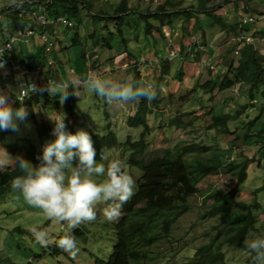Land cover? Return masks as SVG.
<instances>
[{"label": "rangeland", "instance_id": "374dc122", "mask_svg": "<svg viewBox=\"0 0 264 264\" xmlns=\"http://www.w3.org/2000/svg\"><path fill=\"white\" fill-rule=\"evenodd\" d=\"M29 1L30 0H0V13L2 16V18L0 19V49H3L6 41L12 35H14L15 32L17 33L16 30L23 29V27H20V25L13 24V26H11V17L12 14L18 11L20 12L25 8H30L31 5L27 4L29 3ZM107 1L111 3V9H107ZM165 1L167 0H133V2L129 3V12H127L126 14L119 13L118 15H116V17H113V15L115 14V6H113V4L118 2V0H91L94 6L92 3L87 2V0H78L77 5L79 7L78 13L80 17H73L70 14L66 15L67 13H61L60 16L69 17L70 20L75 24V27H69L66 24H62L63 29L61 30L60 34L61 36L63 33L67 32V34H70L69 38H73L74 33H77L80 36V39L76 44H74V46L67 48L64 52H61V49H59L58 51L56 49H42V42L40 41L38 36L31 37L28 42H25L23 40L16 42L14 44L16 47L14 48V50L15 59L17 61L20 60L22 64H27L30 61L37 64L41 63L42 61L43 63L46 62V65H44V67H47V61L49 60V58H53V64L50 67H52L54 71L58 72V80H53L52 77L55 73H52L53 70L51 71L52 74L48 72L46 75L51 77L52 81H70L72 84L76 85V88L80 87V96L77 99L75 114L72 118H69L64 113V111L62 112V107H58V105L56 104V101L58 99L60 100L59 97L54 96L57 93L49 96L48 94H46L48 92L43 94L38 92V94H41V96H39L41 98L40 105L38 106L37 103L32 102V105L30 107H26L28 110L26 123L25 121H23L19 124L18 121V125L23 126V128L19 132L9 130L5 135L8 138V141L14 140L19 134L18 137L31 138L34 145L38 149L43 150V147L47 142L45 141V138H42V140H44L45 142L41 143L35 133L37 127L35 126V121L40 123L43 120H47L50 124H52L50 121H53L55 119H64V122L68 123H65L67 126L66 130L69 129L73 131L74 134L76 133V131L81 129L88 133L92 132L97 135H104L107 133V131L112 130L116 134L118 145L117 147L107 151V159L97 161V163H103L105 164V167H107V164L111 160H121L127 166L126 170L133 176L135 180V193L137 190L138 182L143 177L144 173L139 168L131 167L129 165L128 158L130 155V150L126 148L123 143H125L128 137H130L133 141L139 140L143 130L142 127L133 128L127 126V124L125 125V123L123 122H120V119L117 118L114 111V109L116 108V104L108 105L104 99L99 97L94 92L87 91L79 82L89 73L90 70L92 71V73L98 74L103 78H106L110 74L114 75V73H117V71L119 70H124L125 73H128V76L131 75L132 77L133 66H130V64H128L127 62L122 63V58H124V55L126 53V51L124 50H127V52L132 53L136 57L140 64H137L136 66H140L141 69L144 68L148 63L150 64V66H153L152 62L155 61L149 62L151 61V57H148L152 53V50L149 49L150 38L144 36L143 31L145 30V22L142 21L139 16L143 12H147L151 7L155 6L157 9V7L162 5ZM175 2L173 0L172 5H166V13L173 12L175 10L186 9L178 6L180 5L179 1ZM188 4L189 3H183L184 6H187ZM227 4L229 5L231 16L228 17V20L234 27H236V29L240 27L241 31L237 33H245L244 30H246V33L254 37L255 50L257 54L262 57L261 60L264 62V39L262 40V35L264 33V0H236L230 1ZM236 4L238 5L237 9H235ZM191 5L192 4L188 5L187 7ZM247 5L250 10H248ZM117 6L118 5H116V7ZM240 9L241 13H239ZM98 11H104L106 13L108 12V14L113 18H99L97 14ZM201 13H203L201 15L205 17L201 18V20H203L202 24L204 25L205 29H212L213 27H215V24L213 23V17L209 18V15L207 13ZM23 14L24 13H22V15ZM108 14L106 16H108ZM120 15H126L125 17H123V20L124 18L125 20H127V23H124V21L122 22L123 26L122 23H120L121 29L123 31L122 37L125 39H132L131 41H127L125 45H122V38L119 35V31L117 28V25L120 22V19H118L117 17ZM177 17H174L173 20H175V18ZM249 17L251 18V20L246 21ZM207 20L208 22L206 23ZM149 22L152 23L151 20L148 21V23ZM36 26L38 27V25ZM241 27L244 28V30ZM152 29H155L157 31L155 32L156 35L159 36V38L160 35L165 36V38L168 36V34L170 36L173 35V33H169L168 30L165 29V27L163 28L166 30H163L165 32L164 34L159 31V28L157 26H153ZM47 30H51L50 23L47 26ZM89 33H94V37L97 40L96 43L100 47L98 46L97 52L90 53L88 64L90 63L91 66L88 67L87 64L85 72H81V69L85 65V60L81 58V55L86 47L87 54V49H89L88 45L92 44H89ZM208 33H210V30H207V34ZM137 34H141L140 36L142 39L139 42L134 40V37H136ZM95 38L92 40V42H94ZM167 38L169 39V37ZM70 42L72 43V40H70ZM105 42L107 43L106 45L103 44ZM108 45H111L113 48H109ZM227 49L229 50L231 48L229 47ZM121 51H123L122 54L114 59L113 57L115 56V54H119ZM231 51H233V49ZM193 52L198 54L197 49H195ZM36 53L41 58V61H37V59H34ZM107 53H110L111 56H106L107 58L105 59L104 55ZM159 53L161 54V56L158 57L159 61H162L160 63V66L161 68H163V66L167 63V55L163 50H160ZM95 54L97 55L94 56ZM4 55V58H6L7 56H10L11 58L14 57L12 53H4ZM237 55L238 54L236 53L235 56ZM23 57L24 62H22ZM129 57L127 58L129 59ZM140 57H144L145 59H139ZM232 60V56L230 55L227 62L228 64L226 65H229ZM172 62L173 61H171L170 68H175L177 65L181 66L179 58L175 61V63L172 64ZM184 62L185 61L182 60V63ZM149 68L152 69L151 67ZM0 69L4 72L10 71V68L6 66ZM37 69L38 66H36V70ZM71 70L73 72H71ZM45 72V70H41L39 68V73L45 74ZM148 73H150V70L148 71ZM142 75L145 79V82L148 81L146 70L142 72ZM262 75L264 77V73ZM178 79V77L175 78V80L177 81ZM126 81L129 82L128 79L124 80V82ZM13 83L22 85L23 81L18 80L17 82ZM3 84L4 81H0V88L3 86ZM38 84L40 85V82H38ZM257 87V89H253V95L255 96L256 100L259 101L255 106V110L253 111L247 109L248 112H246L245 115L242 116V114H239V119L236 118L238 117L237 111H235L234 109L232 110V106H236L237 109H243L240 106L242 104L250 102L249 96L251 93L252 85L244 81L242 83H238L236 85V88L231 87L219 92V95L223 96V98L226 100L227 106H225L223 111H217L216 115L222 116L228 113H231L230 115L232 116L235 115L226 124V126H228V128L233 132L232 134H228L225 131V133H223L220 128H217L219 130L211 129L209 131L208 128L199 126L200 121L194 118L198 115L191 113L193 112V109L187 107L182 110L174 109L172 111L171 106L168 104L171 103V99L160 100L158 99V95L157 100L158 103L160 102L158 105H166L164 109L167 113H171L170 111H172L174 115L177 114L178 116H180L181 112L184 111V114L190 113L191 115H181L180 119L184 121L183 123L185 125L178 126V124L174 125L175 123H172L173 127L172 124L169 125V122H171L170 118L172 117L168 116V114H163L164 120L163 118H160L159 120L151 119L148 122L150 133L145 137L149 143V150L147 151L148 154H146V157H152L156 154L162 153V150L166 145L169 144V142L173 138L175 140H186V138L193 139L192 142L206 147H216L218 145L222 150L218 152V155L226 156L227 153H229V155L227 156L229 158H231V151H233L234 159L246 157V155L247 157L249 156V158H251V156H255L251 159L252 161L248 159V176L240 185L241 191L236 196V200L238 201L245 200L248 203L257 201L261 205L260 208L255 212L258 216L256 230L251 233L252 235H250L247 240H251L257 236L264 237V99L261 93L264 90V86L260 83L257 85ZM198 88L199 86L192 87L193 90ZM13 91L16 92V88H14ZM177 92L182 93V98H188L189 90H187V87L180 91L178 90ZM16 94L17 93H15V96ZM8 95L10 96V94H7V96ZM174 95L179 96V94L175 93ZM29 98V103H31V101L35 99L34 96H31ZM10 99L13 98L10 97ZM200 99V97H192L191 99L187 100L182 106H185L186 104H188V106H197L200 103ZM164 102L165 104H163ZM221 102L222 101H220V103ZM172 103L182 104L179 100L176 99H174V102ZM255 117L258 118H256L254 123L251 124V126L247 125V122L249 120L251 121ZM242 120H244V123L242 122ZM163 137L165 140H163ZM230 137L233 140L226 141V139ZM175 140H173L172 142L174 143ZM180 140L179 146H183V143L186 142H181ZM226 142L230 146L234 144L233 149H230V147L225 148ZM172 145V143L169 144V147L174 148ZM224 148L227 150H224ZM213 155L216 154L213 153ZM10 157L13 158L12 156ZM196 157L204 161L207 160V158H210L206 155V153H202L200 155H197ZM1 159L5 160L6 164L0 169H3L2 171L6 172L12 167L14 161L8 159V157ZM259 162H261V164H258ZM257 164L260 166H257ZM103 179L104 177H97L98 182H101ZM234 182V179H232L228 174L222 173L213 175L212 177L201 179L199 181V190L195 194L189 196L185 211L175 222L171 238L167 240L162 239L149 247V251L153 255H155L156 260L148 264H196L197 248L211 240V237L215 234L213 227L218 223V219L216 218H202L205 211L210 206V200L207 199L206 193L211 189H220L221 191L227 190L234 186ZM8 190L10 191L9 197L0 199V212H2L0 218L3 217L2 221L6 224L2 226H7L6 232H2V235L7 236V238L4 242V254H0V264H94L96 258L105 260L112 256L115 242L114 225L123 217V212H121V216L117 220L109 221L103 215V210L105 207H107V204L100 203L95 206L97 215L94 221L82 223L75 229H68L63 223L53 224L42 214L40 209L30 207L36 211L34 212L24 207L22 205L23 202L25 203V205L27 204V202L19 192L13 191L9 184ZM13 226H20L19 229L21 230L16 231L13 234L11 232ZM33 227L37 228L38 230L48 231L49 239L51 240V243L49 245H56L55 242L66 234L73 235L77 240V245L79 248V253L76 259H72L65 252L52 254V249L50 248V246L45 248L36 243L31 233V229ZM222 251L224 254V261L222 264H249L248 258L251 256V254L247 249L240 250L231 248L229 246H224L222 248Z\"/></svg>", "mask_w": 264, "mask_h": 264}, {"label": "trees", "instance_id": "16d2710c", "mask_svg": "<svg viewBox=\"0 0 264 264\" xmlns=\"http://www.w3.org/2000/svg\"><path fill=\"white\" fill-rule=\"evenodd\" d=\"M77 1L78 0H30L29 3H27L31 5L30 8H25L20 12L18 11L12 14L11 25H20V27L23 28L26 26L39 28L36 19L31 17L32 13L43 14L49 21L59 18L61 13H67L66 15L70 14L73 17H80ZM211 2H213V0H198L197 11L209 14L208 6ZM167 4L172 5L173 3L170 2V0L165 1L155 10L157 14H154L158 16L160 15L158 13H161V15L167 19V25L171 26L173 18L182 15L183 13L187 16L186 20L190 18V14H192L193 11L191 8L166 13L165 7ZM127 10L128 8L124 6V3H121L115 13H124ZM22 13L24 14L22 15ZM120 17H117L120 19V22L117 25L119 32H121ZM61 18L71 21L69 17L62 16ZM148 19L149 17L144 20L145 33L150 32L153 28V25L148 23ZM217 20L222 22L219 18ZM71 22L73 23V27H75L74 22ZM36 25H38V27ZM47 26L43 30H40V32L49 36V40L53 43L51 50L56 49L58 51L61 49V52H64L67 48L74 46V44L80 39V36L77 33H74L73 38H68L67 41L62 42L59 39L61 30H57L58 26L50 23L51 28H53L52 31L47 30ZM233 28L236 29V27ZM70 40H72V43ZM92 40L93 39H91V42ZM40 41L43 43L42 49H47V43L41 39ZM96 42V39L92 42L89 47L90 51H87V54L86 48L82 53L81 58L85 60V65L81 69V72H85L86 70L90 53L97 52L99 45ZM106 42L104 45H106ZM64 44H67L68 46H64ZM108 47L111 48V46ZM96 55L97 54L94 56ZM188 55L190 56V54ZM132 58L133 62L131 63V66H133V68L130 81L133 83L138 81L145 82L141 74V67L136 66L139 64L138 60L135 56ZM11 60L14 65L26 66L29 69L35 68V65H31L30 62L22 64L21 61H17L15 57H12ZM22 62H24V57L22 58ZM263 63L262 60L257 59L254 46L244 45L238 52L236 61L228 67L230 68L229 72L231 71L235 76L234 80L225 77L223 81H221L219 90L223 91L231 88L235 84L244 82L245 75L254 70L250 82L252 85L250 102L242 106V110L237 111V116L243 114L247 108L255 107L259 102L253 95V89H257V85L260 83L264 86V77L262 75L264 73ZM168 64H171V62L169 63L167 61V64L165 65L168 66ZM90 66L91 64L89 63L88 67ZM10 67L15 69L13 65ZM52 70L54 71L52 67H48L49 73H51ZM15 71L17 70L15 69ZM71 72L73 71L71 70ZM53 75V80H58V75L56 73ZM211 83L215 84V82L207 80L200 86L208 91V93H211L212 89L209 86ZM73 90L72 87H69L68 89L70 93ZM75 91L79 94L78 97L70 95L61 106L64 113L69 118H72L75 114L77 99L80 96V87L75 88ZM156 91L158 93V88H156ZM261 93L264 99V90ZM39 96L40 94L34 95V98L37 99L36 97ZM56 96L60 98L59 95ZM17 104L23 106L25 102H19L17 100ZM156 105L157 97L151 102L147 99L141 98L136 101L135 110L128 118L127 126L133 128L142 127L143 129L139 140L133 141L128 137L125 143H123V145L130 150L128 163L131 167H137L142 170L144 175L139 180L137 190L133 197L123 205V217L114 225L115 242L112 256L105 260L96 258L94 264H148L156 260L155 255L149 251V247L162 239L167 240L171 238L175 222L185 211L189 196L195 194L199 190V181L207 177H212L213 175H218L219 173L228 174L234 179V186L224 191H221L220 189H211L206 193L207 199L210 200V206L205 211L202 218H216L218 219V223L213 227L215 234L211 237V240L197 248L196 264H222L224 261L222 248L224 246H229L231 248L246 250L245 240L248 239L250 233H253L257 227L258 216L255 212L261 205L257 201L248 203L245 200H236V196L241 191L240 185L247 178L249 160L246 157L230 159L227 155H218V152L222 151L221 147L218 145L216 147H206L187 140L181 141L186 142L183 143V146H179V143H176L172 145L174 148H170L168 145L165 146L162 153L156 154L152 157H146V154H148L147 151L149 150V143L145 137L150 133L148 118ZM191 113L195 114V112ZM184 115L191 114L186 113ZM234 116L230 115V113L222 116H213L212 125H219L224 128L222 131L223 133L226 132L232 134L233 132L228 126H226V124ZM256 118L258 117H255L251 121L249 120L247 125L251 126ZM65 123L68 124L67 122ZM182 125L185 124H179V126ZM35 126H37L35 133L41 143L55 139L50 130L52 125L49 122L38 123L35 121ZM69 131L73 133V131ZM89 134L92 137L94 147L97 151V161H101L100 152L103 147L110 150L118 145L116 134L112 130L107 131L104 135H97L92 132H89ZM42 138H45V141L42 140ZM229 147L230 149H233V145H229ZM3 148L14 159L18 156H22L36 165L39 164L37 157H41L43 154V150L38 149L29 137H17L10 142L6 141ZM224 150L227 149L224 148ZM202 153H206L210 158H207V160L204 161L196 157ZM213 153L216 155H213ZM22 175H24V173L14 161L9 170L0 174V196L6 195L8 184L10 185L12 179ZM20 230L21 229H19V231ZM49 246L52 249V254L62 252L54 244ZM253 256L254 254H251L248 258L249 264H254Z\"/></svg>", "mask_w": 264, "mask_h": 264}, {"label": "clouds", "instance_id": "9594fccd", "mask_svg": "<svg viewBox=\"0 0 264 264\" xmlns=\"http://www.w3.org/2000/svg\"><path fill=\"white\" fill-rule=\"evenodd\" d=\"M4 67L5 64L0 63V68ZM79 83L87 91L104 99L108 105L126 104L141 98L151 102L157 97L156 85L143 81L118 83L89 72ZM69 87L74 89L71 93L68 91ZM75 88L76 85L70 81H48L40 91H47L50 95L57 93L63 104L70 95L78 97ZM24 90L33 93L35 85L28 84L24 86ZM27 117V108H14L7 94L0 90V130L18 131L17 122H23ZM54 123L52 135L55 139L44 145L42 156L37 157L38 165L22 156L13 159L3 148L5 156L15 161L24 173L11 180V189L22 195L27 202L25 206L29 204L40 209L53 224L63 223L68 229L94 221L97 215L95 206L100 203L107 204L103 210L104 217L109 221L117 220L121 216L123 205L134 195L135 180L126 170L127 166L119 159L111 160L107 167L103 163H97V151L88 132L82 129L75 134L67 131L64 119L54 120ZM107 151L104 147L101 149V160L107 159ZM5 164L6 161L0 159V168ZM97 177L104 179L98 182ZM31 211L36 212L33 209ZM31 233L35 242L42 247L46 248L51 243L47 230L33 227ZM55 243L57 248L72 259L78 256L79 248L73 235L66 234ZM245 246L250 254H254V264H264V237L246 239Z\"/></svg>", "mask_w": 264, "mask_h": 264}, {"label": "crops", "instance_id": "0c3cea01", "mask_svg": "<svg viewBox=\"0 0 264 264\" xmlns=\"http://www.w3.org/2000/svg\"><path fill=\"white\" fill-rule=\"evenodd\" d=\"M175 1L180 2V5H178L179 7L186 8V9L191 8L193 10L192 13H194V14H190V18L188 20H186L185 19L186 15L183 13L181 16H178L177 18H175V20H172L171 26L167 25V23H166L167 19L164 16H162L161 13H158V14H160L158 16L154 15V14H157L156 12H154L156 9L155 6L151 7L149 9L150 11L148 10L147 12H143L139 16L142 21H144L147 17H149L148 21L151 20V22L154 25L150 22L149 23L152 24L153 26H157L159 28V31H161L163 34L165 33L164 31H166L165 29H167L169 33H173L172 36H170L168 34V36H167V37H169V39H168L167 37L165 38V36H163V35H160V38H159V36L156 35L157 31L155 29H152L150 32H147V33H145V30L144 31L141 30V31H143L144 36L150 38V41H149L150 48L149 49L152 50V53L148 56V57H151L150 58L151 61H149V62L155 61V62H152L153 66H150V64L148 63L146 65L147 67L145 66L142 69L140 68L141 74H142V72H144V70H146V73L148 75V81H146V82L153 83L156 85V88H158V93H157V95H159L158 99H160V100L171 99V103H168V104L171 106L172 111L174 109L175 110H177V109L182 110V109L187 108V107L191 108V109H193V112H195V115H198L194 118H196L197 120L200 121L199 126H203L205 128H208L209 131L211 129L216 130L217 128H220V130L223 131L224 128L220 127L219 125H214V124L212 125V123H213L212 117L213 116H219V115H216L217 111H221V110L223 111L225 106H227L226 100L223 98V96L219 95V92H221L219 90L221 81H223V79L225 77L233 79V80L235 78L234 74L231 71L229 72L230 68H228L229 66H231L232 63H234L236 61V56L234 55V52L231 51L232 49L234 50V46L229 44L228 40H230L233 36L237 35V32L241 31V29H240V27L238 29H234L233 28L234 26L228 20V17H231V16H230V11H229V5L227 3H229L230 1H236V0H213V2H211L209 4L208 11L210 13L208 15H209V18L213 17V23L215 24V27H213L212 29L211 28L205 29L204 25L202 24L203 20H201V18H205V17L203 15H201L203 13L197 12L196 8L198 6V0H174V2ZM238 1H240V0H238ZM87 2L92 3L91 0H87ZM130 2H133V0H118V2L113 4V6H115V12L119 8L121 3H124V6L129 8ZM170 2L173 3V0H170ZM175 3H178V2H175ZM183 3L184 4L189 3L188 5H190V4H192V5L187 7L188 5L184 6ZM107 4H108L107 9H111V3L107 1ZM116 5H118V6L116 7ZM93 6H94V4H93ZM145 6H147V5H145ZM237 8H238V5L236 4L235 9H237ZM247 8H248V10H250L248 5H247ZM127 12H129V10H127L124 13L126 14ZM119 13H115L113 15V17H116V15H118ZM239 13H241V9L239 10ZM97 14H98L99 18H103V17L113 18L112 16H110L108 14V12L106 13L104 11H98ZM107 14H108V16H106ZM144 14H147V15H144ZM120 16H122V17H120ZM120 16L119 17L121 18V23L123 21H124V23H127V20H125V18L123 20V17H125L126 15H120ZM218 18L221 19L222 22H219L217 20ZM207 22H208V20L206 21V23ZM222 23H224L225 26ZM10 24H12V23L10 22ZM122 26H123V23H122ZM164 27H165V29H163ZM177 27H180V28L182 27V29H183V30H181V38H180V42H181L180 46L182 49H181V55H179L172 62V64L175 63V61L179 58L181 66L175 65L176 66L175 68H170L171 65L168 64V66L164 65L163 68H161L160 63L162 61H159V58H158L161 56L159 51L163 50L166 52V55H167V50L170 47L169 41H171L172 38L174 37V35L176 34ZM120 28H121V25H120ZM52 29L53 28H51L50 31H52ZM62 29H63L62 26H58L57 30H62ZM242 29L244 30V28H242ZM207 30H210V33L207 34ZM244 31H245L244 34L246 36L252 37L250 34L246 33V30H244ZM89 34H90L89 37L91 39L95 38L94 33H89ZM195 34L198 36H196ZM119 35L122 38V45H125V43L127 41L132 40V39H125L122 37V35H123L122 29H121V32H119ZM140 35L137 34L136 37H134V40L139 42L142 39ZM69 37H70V34H67V32H66V33H63L60 36L61 39L60 38L59 39L62 42H64V41H67V39ZM170 37H171V39H170ZM90 38H89V40H90L89 44L92 43ZM263 39H264V33L262 35V40ZM194 40L200 41V43H195V42H193ZM42 45H43V43L41 44V46ZM65 45H67V44H64V46ZM88 46L90 47L91 45H88ZM108 46H111V45H108ZM229 47L231 49L228 50L227 48H229ZM112 48L113 47L111 46V49ZM201 48H203V50L201 52H199V50ZM195 49H197L198 54L193 52ZM87 51H89V49H87ZM124 51H126V53L124 55V58H122L123 59L122 63L127 62L131 66V63L133 62L132 57L134 55L132 53L127 52V50H124ZM122 52L123 51H121L119 54H115V56L113 58L116 59L119 55L122 54ZM188 54H190V56ZM12 55L15 57V51L12 53ZM154 55H155V57H154ZM230 55L232 56L233 60L229 65H226V64H228L227 62L229 60ZM104 56L106 59L107 58L106 56H111V54L107 53ZM127 57H129V59ZM256 57L259 60H261V58H262L260 55L257 54V52H256ZM34 59H37V61H41V58L38 56L37 53L35 54ZM130 59H132V60H130ZM182 60L185 62L182 63ZM30 63H32V61H30ZM41 63L43 65H46V62L43 63L41 61ZM32 64H35V63H32ZM210 65H212L214 68L210 69L209 68ZM263 65H264V63H263ZM149 67H151L152 69H150ZM8 68H10V67H8ZM149 70H150V73H148ZM173 71H175V72H173ZM54 72L58 75L57 71H53L52 73H54ZM253 72H254V70H252L251 72H249L245 75L244 80L246 83L251 82ZM130 77H131V75L128 76V73L127 72L125 73L124 70H119V71H117V73L115 72L114 75H111V74L108 75L106 77V79H110V80H112L114 82H118V83H124L125 79H128V81H130L131 80ZM142 77H143V75H142ZM177 77L179 78L178 81L175 80V78H177ZM171 78H172V80H171ZM18 80H20V81L23 80L22 72H20L18 70L15 71V69H13V68H10L9 72H4L0 69V81H4V84L0 88V90H3L4 92H6V94H10V96L8 95V99L14 108H18L21 106V105L17 104V98L15 97V93H18L21 89L19 86H17V87H15L16 92L15 91L9 92V90L7 89V85L9 83L17 82ZM207 80L210 82H215V84L211 83L209 85L212 89L211 93H208V91L204 90L202 88V86H200L201 84H203ZM236 85L237 84H235L232 87L236 88ZM196 86H199V88L193 90L192 87H196ZM185 87H187V90H189V95H188L187 99L182 98L183 97L182 93L177 92L178 90L180 91V90L184 89ZM54 93L55 92H53L51 95H53ZM168 93H170V94H168ZM174 93L179 94V96L174 95ZM46 94H48L50 96L49 93H46ZM56 95H54V96H56ZM40 96H41V94H40ZM10 97H12L13 99H10ZM192 97H197V98L200 97L201 98L200 103L197 106H191V105L188 106V104H186L185 106H182L183 104H185V102L187 100L191 99ZM36 98L37 99H34L33 101H31V103H29L30 101H28V100H30V98H28L25 101V104L23 106L30 107L32 105V102L37 103L39 106L40 102H41V98L40 97H36ZM174 99L179 100L180 103H182V104L172 103V102H174ZM249 99H250V96H249ZM220 101H222V102L220 103ZM135 103H136V101H131V102H128L126 104L116 105V108L114 109V111H115V115L117 116V118L120 119V122L125 123V125L127 124L129 116L132 115V113L135 110ZM159 103L157 100V105L151 111L149 118H148V122L151 119H154V120L158 119L159 120L160 118H163L164 117L163 114H168V116L172 117V118H170L171 122H169V125L172 123H175L174 125L178 124V126H179V124H182L184 122L183 120L180 119L181 115L184 116L183 115L184 111L181 112L180 116H178L177 114L174 115L172 113V111H170L171 113H167L166 110L164 109L166 105L160 106V105H158ZM56 104L58 105V107L62 106L59 99L56 101ZM161 104H162V102H161ZM163 104H165V102ZM244 105H246V104H242L240 107H242ZM179 106H180V108H179ZM156 108H158V109H156ZM233 109L235 111L242 110V109H237L236 106H234V107L232 106V110ZM247 109L254 111L255 107H249ZM247 109L242 114V116L245 115L246 112H248ZM62 112H63V110H62ZM153 116H154V118H153ZM33 118H34V116H33ZM236 118L239 119L240 117L238 116ZM163 120H164V118H163ZM41 122L48 123L47 120H43ZM50 122L52 123L51 124L52 126L50 127V130L52 132L53 128L55 126V123H54V120L50 121ZM242 122L244 123V120H242ZM18 123L20 124L21 122H18ZM25 123H26V120H25ZM172 127H173V124H172ZM22 128H23V126H19L18 132ZM217 130H219V129H217ZM7 133L8 132H6V131L0 130V159L6 157L5 152L3 150V147L5 145V142L8 141V138L5 136ZM18 136H19V134H18ZM163 140H165L164 137H163ZM173 140H175V139L174 138L171 139L169 144L173 143L172 142ZM179 140H175L173 145L176 143H179ZM186 140L189 142H192L193 139H187L186 138ZM230 140H233V139L231 137L226 139V141H230ZM180 141H183V140H180ZM168 145H166V146H168ZM227 147H229V145L226 142L225 148H227ZM228 155H229V153H227V156ZM230 156H231L230 159H234L233 152H230ZM254 157L255 156H251V158H249V156L247 157V155H246V158H248L250 160ZM258 164H261V162H259ZM258 164H257V166H260ZM2 170L3 169H0V174L4 173ZM247 176H248V173H247ZM9 193H10V191L8 190V192L6 193L5 196H0V199L5 198V197H9ZM19 197H20V195H19ZM13 198H14V196H13ZM22 205L24 207H26L27 209L32 210V208H30L32 206H30L29 204H28V206H25V204L23 202ZM1 214H2V212H0V215ZM2 218H0V229L1 230L3 229L2 231L0 230V254H4V251H5L4 250L5 249L4 248V242L6 241V238H7V236L2 235V232L3 231L6 232V228H7V226H2V225H6L5 223H3ZM15 230L17 231V227L13 226L11 229V232L14 234Z\"/></svg>", "mask_w": 264, "mask_h": 264}, {"label": "built area", "instance_id": "2783aa9c", "mask_svg": "<svg viewBox=\"0 0 264 264\" xmlns=\"http://www.w3.org/2000/svg\"><path fill=\"white\" fill-rule=\"evenodd\" d=\"M32 18L36 19V22L39 25V28H32L30 26L24 27L22 30H16L17 33L15 32L14 35H12L5 43L3 49H0V63H4L6 67H10L13 65L16 70H19L22 72L23 75V83L22 85H18L17 83H9L7 85V89L9 91H13V89L17 86L20 87V91L16 94V98L19 102H25L29 97L34 96L40 92L41 94L46 93L47 91H40V89L44 88L48 81H52L51 77L47 76L46 74L48 73V67H50L53 62L52 58H49L47 61L48 66L44 67L41 63L39 64H34L35 68L29 69L26 66H20V65H14L13 61L11 60L10 56H7L6 58L4 53L11 54L15 50V43L19 42L21 40L28 42L31 37H40L41 40L47 43V49L51 50L52 48V42L49 40V36L43 32H40V30H43L47 24L53 23L57 26H60L62 24H66L67 26L71 27L73 26V23L71 21H68L65 18H57L54 19L53 21H49L43 14H36L32 13L31 14ZM2 18L1 13H0V19ZM251 20V18H247L246 21ZM245 21V22H246ZM181 28L177 27L176 29V34L172 38L169 44V50H167V60L168 61H174V59L180 55L181 53ZM193 42L195 43H200V41L194 40ZM228 43L234 46V54H238L239 50L241 47L244 45H253L254 46V37L246 36L244 33L240 32L237 33V35L233 36L230 40H228ZM255 47V46H254ZM203 48L199 50L201 52ZM139 59H145L144 57H140ZM36 66H38V69L36 70ZM142 66V65H141ZM210 68H214L212 65L209 66ZM11 68V67H10ZM39 68L41 70H45V74L39 73ZM89 72H92L91 70ZM40 82V85L38 84ZM28 84H33L35 85V91L33 93L27 92L24 90V86Z\"/></svg>", "mask_w": 264, "mask_h": 264}]
</instances>
